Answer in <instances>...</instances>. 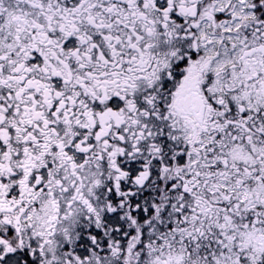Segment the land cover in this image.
<instances>
[{
  "label": "snow or ice",
  "instance_id": "6c2138e0",
  "mask_svg": "<svg viewBox=\"0 0 264 264\" xmlns=\"http://www.w3.org/2000/svg\"><path fill=\"white\" fill-rule=\"evenodd\" d=\"M0 264H264V0H0Z\"/></svg>",
  "mask_w": 264,
  "mask_h": 264
}]
</instances>
